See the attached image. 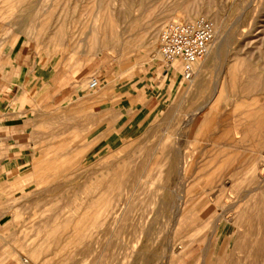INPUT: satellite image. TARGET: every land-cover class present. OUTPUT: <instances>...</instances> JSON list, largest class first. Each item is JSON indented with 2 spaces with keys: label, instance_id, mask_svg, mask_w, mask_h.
I'll return each instance as SVG.
<instances>
[{
  "label": "rangeland",
  "instance_id": "1",
  "mask_svg": "<svg viewBox=\"0 0 264 264\" xmlns=\"http://www.w3.org/2000/svg\"><path fill=\"white\" fill-rule=\"evenodd\" d=\"M2 89L0 264H264V0H0Z\"/></svg>",
  "mask_w": 264,
  "mask_h": 264
},
{
  "label": "built area",
  "instance_id": "2",
  "mask_svg": "<svg viewBox=\"0 0 264 264\" xmlns=\"http://www.w3.org/2000/svg\"><path fill=\"white\" fill-rule=\"evenodd\" d=\"M215 40L212 22L199 18L194 22L172 23L160 35V52L168 67L177 61L184 65V79L193 77V64L208 55ZM99 81L92 79L90 88L97 89Z\"/></svg>",
  "mask_w": 264,
  "mask_h": 264
},
{
  "label": "bare ground",
  "instance_id": "3",
  "mask_svg": "<svg viewBox=\"0 0 264 264\" xmlns=\"http://www.w3.org/2000/svg\"><path fill=\"white\" fill-rule=\"evenodd\" d=\"M188 9H186V11H187ZM183 14V13H182ZM181 14V15H182ZM184 14H185V17L186 18H182L181 16H177V17H174L173 19H176L177 21L176 22H174V23H181V22H184V21H190V22H194L195 20H194V18H195V15H193V14H189V13H186V12H184ZM194 14H195V12H194ZM111 27V26H110ZM101 28V27H100ZM100 28H98L97 29V32L95 33L96 34V38H95V40H97L98 41V44L97 43H93V44H91V52L94 50V47H96V44H97V46H105V45H108V43H110L109 42V40H112V37H110L109 35V37H107L104 33H102V32H104L105 31V29H103V31L101 32L100 31ZM104 28V27H103ZM107 31V30H106ZM106 33V32H105ZM108 34H110V33H108ZM89 38V37H88ZM111 38V39H110ZM89 41V40H88ZM157 41V40H156ZM155 42V41H154ZM219 46V45H218ZM217 46V47H218ZM216 47V48H217ZM106 48V47H105ZM219 50L220 49H216L215 51H213L214 52V56H216V55H218L219 54ZM210 51H211V47H210V50H209V52H208V55L210 54ZM210 59H212L211 57H210ZM197 63H194L193 64V66L195 67V65H196ZM180 67V70H181V73L183 72V70H184V65L182 64V62H180V61H177V62H175L174 63V65H173V70H175L176 69V67ZM90 84H91V82H90ZM90 84H89V89H91L90 88ZM100 85V84H99ZM91 90H94V89H91ZM264 107V106H263ZM107 177V176H106ZM101 184H103V181H102V183ZM109 186V185H108ZM97 188H98V186H96ZM110 187V186H109ZM96 188V189H97ZM107 188V187H106ZM110 189V188H109ZM101 195V194H100ZM103 196V195H102ZM101 196V197H102ZM91 203V202H90ZM109 203L110 202H108V205H109ZM91 206V205H90ZM107 207V206H106ZM108 209V208H107ZM108 213V212H107ZM106 213V214H107ZM180 213V212H179ZM86 214V213H85ZM85 214H84V216H83V218L81 219V222L83 223L84 222V218L87 216H85ZM80 222V223H81ZM36 251V250H35ZM34 255V254H33ZM32 255V256H33ZM38 255H39V253H38ZM36 256V255H35ZM34 257V256H33ZM21 261H22V259H20ZM23 260H24V258H23ZM23 263H25V264H33L34 262H32L31 260H25V261H22Z\"/></svg>",
  "mask_w": 264,
  "mask_h": 264
},
{
  "label": "crops",
  "instance_id": "4",
  "mask_svg": "<svg viewBox=\"0 0 264 264\" xmlns=\"http://www.w3.org/2000/svg\"><path fill=\"white\" fill-rule=\"evenodd\" d=\"M173 72H174L175 74H176V72H178V74H180V73H181L180 67H179V66L176 67V69L173 70ZM2 95H4V89H2V90L0 91V96H2ZM4 118H5L4 104H3L2 100L0 99V121H1V123L4 121ZM9 118H10V117H6L7 120H9ZM21 127H22L21 125H19V126L17 127V129H16L17 134L20 133ZM17 130H18V131H17Z\"/></svg>",
  "mask_w": 264,
  "mask_h": 264
}]
</instances>
